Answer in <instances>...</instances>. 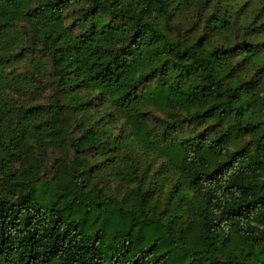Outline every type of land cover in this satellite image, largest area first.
I'll return each mask as SVG.
<instances>
[{
    "label": "trees",
    "instance_id": "obj_1",
    "mask_svg": "<svg viewBox=\"0 0 264 264\" xmlns=\"http://www.w3.org/2000/svg\"><path fill=\"white\" fill-rule=\"evenodd\" d=\"M0 264H264V0H0Z\"/></svg>",
    "mask_w": 264,
    "mask_h": 264
},
{
    "label": "rangeland",
    "instance_id": "obj_2",
    "mask_svg": "<svg viewBox=\"0 0 264 264\" xmlns=\"http://www.w3.org/2000/svg\"><path fill=\"white\" fill-rule=\"evenodd\" d=\"M37 103H42L41 100L35 101L33 102V104H37ZM47 144V143H46ZM35 151H34V158L36 161H33L31 159H26L25 160V165H31L32 167L35 165H39V169L42 170L43 174L46 176H49L51 174V169H50V164L52 163L53 157H56L59 155V151L55 148L52 147L50 145H41V146H37V144H35ZM8 158V157H7ZM9 160L11 162V164H13L15 166V169L20 170L21 167V162H23L22 159L17 160V156H12L11 158L9 157ZM21 161V162H20Z\"/></svg>",
    "mask_w": 264,
    "mask_h": 264
}]
</instances>
